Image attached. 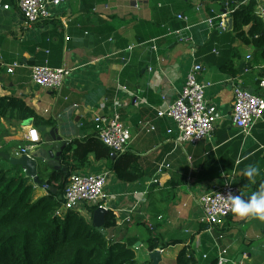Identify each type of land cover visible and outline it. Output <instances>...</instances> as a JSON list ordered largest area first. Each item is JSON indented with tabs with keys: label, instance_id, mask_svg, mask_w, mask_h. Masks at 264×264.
I'll return each instance as SVG.
<instances>
[{
	"label": "crops",
	"instance_id": "1",
	"mask_svg": "<svg viewBox=\"0 0 264 264\" xmlns=\"http://www.w3.org/2000/svg\"><path fill=\"white\" fill-rule=\"evenodd\" d=\"M243 2L65 0L52 10V19L27 26L18 0H0V101L19 100L41 121L50 123L30 121L40 140L51 138L52 131L53 136L62 135V161L74 141L99 139L95 116L118 112L131 132L126 152L140 158L139 174L144 177L123 182L113 171L114 162L97 159L94 153L88 154L86 163L76 164L72 174L108 175V205L117 213V225L106 235L131 244L136 254L143 252L151 264L147 245L151 238L160 241V249L162 244L182 242L162 249L160 264H167L165 254L177 264L185 248L196 253L199 264H207L218 251H226L233 264H264V221L233 214L210 236L198 202L201 195L226 183L238 186L244 199L264 189V115L250 135L243 134L231 120L238 81L243 89L264 98V60L250 36L254 20L239 24L236 31L233 11L248 5ZM226 13L231 15L226 30L219 26L220 18L209 25L210 20ZM180 15L187 20H180ZM252 15L261 22L257 9ZM178 31L193 36L195 62L205 69L198 79L207 85L206 100L222 116L211 138L182 146L175 142L178 130L174 122L158 116V111L166 110L179 97L194 63L190 45L178 41ZM46 62L71 71L58 92L32 81V68ZM15 64L19 66L9 73ZM102 104L107 108L100 109ZM23 124L0 120V131H8L4 144L13 157L19 148L30 146L25 137L29 129H23ZM41 145L37 144L33 154ZM248 166L259 171L247 189H242ZM47 169V165H39V177ZM42 186L35 188L36 198L47 194ZM139 193L146 196L138 205ZM90 209L83 216L92 220ZM144 226L147 229H142Z\"/></svg>",
	"mask_w": 264,
	"mask_h": 264
},
{
	"label": "trees",
	"instance_id": "2",
	"mask_svg": "<svg viewBox=\"0 0 264 264\" xmlns=\"http://www.w3.org/2000/svg\"><path fill=\"white\" fill-rule=\"evenodd\" d=\"M234 10L236 27L239 24L245 26L254 20L250 36L254 37L253 46L262 52L264 60V27L262 21L252 15L256 3L252 0L247 6L240 5ZM239 30L237 27L236 31ZM1 119L9 124L30 121L37 125L50 124L41 121L33 109L19 100L7 98L0 101ZM3 130L5 133L0 131V264H139L131 244L113 240L106 235L107 231L116 228L117 213L114 211L106 214L101 229L93 225L91 218L76 211H69L64 217L57 216L63 205L61 197L69 176L75 172L76 164L86 163L88 154L94 153L97 159L112 160L113 171L123 182H136L144 177V174H139V157L126 152L113 159V151L99 139L88 142L76 140L69 145L62 161L67 173L55 171L53 167L40 173V180L56 189V193L48 190L44 197L36 198L32 179L26 177L23 167L12 163L14 157L4 144V135L8 131ZM252 179L244 175L240 183L242 189H247ZM96 209L91 207L90 214L93 215ZM179 243L182 242L162 244L161 248L167 249ZM159 244L158 239L147 240L148 251L152 253L160 249ZM200 260L193 250L185 248L176 262L199 264ZM206 262L218 264L216 256H210Z\"/></svg>",
	"mask_w": 264,
	"mask_h": 264
},
{
	"label": "built area",
	"instance_id": "3",
	"mask_svg": "<svg viewBox=\"0 0 264 264\" xmlns=\"http://www.w3.org/2000/svg\"><path fill=\"white\" fill-rule=\"evenodd\" d=\"M252 0H244L243 4H249ZM65 0H18V7L23 15L27 26L35 25L41 21L53 18L52 10L61 6ZM256 3L257 14L264 23V0H254ZM9 6H4L8 10ZM138 9L139 5L136 4ZM234 13V11H233ZM228 13L213 18V21L220 18L219 26L226 30L230 19ZM180 20H187L184 16L178 17ZM66 28V23L64 22ZM178 41L190 45V53L194 63L187 75L186 83L181 94L176 101L166 110L158 111L159 117L171 119L177 130L178 135L176 143L178 145L196 144L205 139L212 137L217 129L218 122L222 118L216 106L211 105L205 97L207 85L201 83L198 75L205 69L195 62L196 46L192 35L184 36L180 31L175 33ZM69 40V37L67 38ZM154 50L156 47L154 46ZM132 51V48L129 49ZM19 64H15L8 69L13 73ZM152 71V69H150ZM71 71L66 68H53L46 62L44 65H37L32 68L33 83L43 89L58 92L63 87L65 79L69 77ZM264 87V81H262ZM234 100L231 112L232 123L241 130L245 135H250L257 123L263 120L264 115V98L256 94H250L241 87L238 81L234 85ZM107 104H102L100 109H106ZM95 130L99 140L109 147L113 154H124L127 151L128 144L131 140L130 129L121 120L117 111L110 115L95 116L93 119ZM28 128L26 139L30 146L19 148L14 154L15 158L28 156L32 158L31 152L37 144L40 143L38 130L33 124H23V129ZM153 129V128H152ZM172 133V131H169ZM33 181V180H32ZM108 182L107 174L84 176L78 173L72 174L67 182L64 195L62 196L63 205L58 210L57 216L64 217L69 211L79 212L81 215L86 214L90 207L104 209L107 213L111 211L108 205L110 196L106 192ZM33 184H35L33 182ZM37 185V184H35ZM39 186V185H37ZM35 186V188L37 187ZM43 189L47 192L50 187L44 184ZM138 193H136L137 195ZM231 195H241L240 188L233 183H226L223 186L216 187L212 191L204 193L199 199V205L203 211V223L206 226V232L213 236L215 229L218 228L226 219L232 216ZM140 199L138 205L145 200L146 193H139ZM129 213V212H128ZM129 220V218L127 219ZM126 221V219H125ZM207 258V255L203 256ZM218 264H233L226 251H218Z\"/></svg>",
	"mask_w": 264,
	"mask_h": 264
},
{
	"label": "water",
	"instance_id": "4",
	"mask_svg": "<svg viewBox=\"0 0 264 264\" xmlns=\"http://www.w3.org/2000/svg\"><path fill=\"white\" fill-rule=\"evenodd\" d=\"M250 94H255L254 91H250ZM26 124H32L26 123ZM43 130V129H42ZM51 138L48 136L44 137L42 142L43 148L38 150H35L37 152L36 154H33L34 151L31 152L32 158L28 156H23L21 158H13L12 163L18 166H21L24 168L26 177L31 178L33 182L37 185L44 184L38 175V167L42 164L47 165L48 167H53L56 171H64L67 173V169L62 167V158H63V149L65 147V141L62 137H56L53 136L55 134V131L50 132ZM34 150V149H33ZM117 155L115 154L114 157ZM52 193H56V189L50 188L49 189ZM62 199V197H61ZM107 212L104 209H96L93 214V222L94 226L96 228L100 229L104 226L105 217ZM137 246H140V243H138ZM150 260L152 261V264H160L162 261V249H157L154 252L149 254Z\"/></svg>",
	"mask_w": 264,
	"mask_h": 264
},
{
	"label": "clouds",
	"instance_id": "5",
	"mask_svg": "<svg viewBox=\"0 0 264 264\" xmlns=\"http://www.w3.org/2000/svg\"><path fill=\"white\" fill-rule=\"evenodd\" d=\"M258 171L255 166H248L244 174L254 178ZM230 199L234 214L241 217L252 216L264 221V189L253 193L248 199H244L241 195H231Z\"/></svg>",
	"mask_w": 264,
	"mask_h": 264
},
{
	"label": "rangeland",
	"instance_id": "6",
	"mask_svg": "<svg viewBox=\"0 0 264 264\" xmlns=\"http://www.w3.org/2000/svg\"><path fill=\"white\" fill-rule=\"evenodd\" d=\"M42 191V190H41ZM92 223L94 224V222H93V219H92ZM96 227V226H95ZM142 229H147V227L146 226H144ZM148 231V230H147ZM107 235H108V237L110 236V234H108L107 233ZM160 235V232L159 233H155L154 235H151V237L152 236H159ZM140 241H138L137 243H136V245H138V243H139ZM134 248H135V246H134ZM137 249H139L140 250V248H137ZM171 252H173V251H171ZM164 258L166 259V261H167V264H175L174 263V259L171 257V256H169L168 254H165L164 255ZM169 259V260H168ZM145 260H146V258H145V256L143 255V252H139V254L137 255V261H138V263L139 264H142L143 262H145Z\"/></svg>",
	"mask_w": 264,
	"mask_h": 264
}]
</instances>
